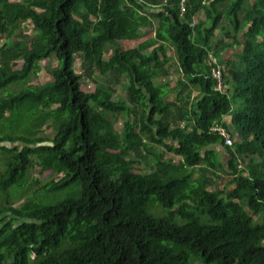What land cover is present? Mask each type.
I'll list each match as a JSON object with an SVG mask.
<instances>
[{
    "label": "trees",
    "instance_id": "1",
    "mask_svg": "<svg viewBox=\"0 0 264 264\" xmlns=\"http://www.w3.org/2000/svg\"><path fill=\"white\" fill-rule=\"evenodd\" d=\"M180 1L0 0V128L32 117L25 131L0 134V264H264V0H186L183 13ZM199 13L206 19L195 23ZM144 29L155 36L122 48ZM47 59L57 62L52 82L5 93ZM94 75V92H84ZM123 80L126 101H114ZM120 114L135 115L121 134ZM216 124L233 146L211 133ZM156 146L180 161L161 155L150 174L134 173ZM35 168L62 177L39 189ZM74 187L75 198L48 201ZM23 196L40 202L17 207ZM151 202L166 216H151Z\"/></svg>",
    "mask_w": 264,
    "mask_h": 264
},
{
    "label": "rangeland",
    "instance_id": "2",
    "mask_svg": "<svg viewBox=\"0 0 264 264\" xmlns=\"http://www.w3.org/2000/svg\"><path fill=\"white\" fill-rule=\"evenodd\" d=\"M10 1L12 3H19L22 0H10ZM255 1L257 2V0H255ZM195 18H196L195 23H199L200 21H204L206 19V16L204 13H200L198 16H195ZM230 20H231L230 18L224 19V23L222 24V26H226V29L228 31H233L234 27L231 26ZM151 31H152L151 33H149L145 36L141 33L143 35V37H141L140 40L138 39L136 41H134V40L123 41L122 45H121L122 48L124 50L132 49V48H134V45H136V44H138L144 40H147L151 37H154V31L153 30H151ZM146 32H149V31H146ZM26 34L28 36L35 35L36 32L34 30V27L28 26V30L26 31ZM222 37H226V34H224V32H221L218 34L216 33V35L214 36V39H213L214 44L218 39H220ZM24 40H27V38H25ZM113 48L114 47L112 45H108L107 49L105 50V56L104 57L106 60H109L111 58ZM237 50H238V52L240 51L239 49H237ZM168 55L172 58V62L174 64V66H177L178 58H177L175 50L173 49V47L171 45L168 47ZM80 62H81V58L77 55L76 60H75V70L77 73H81V74L83 73L84 74V70L81 68ZM41 66H42L43 70L38 75L33 77L32 80L19 81V82L13 83L10 86V88H8L7 92H5V93L17 94V93H20L21 90H23L27 86L44 85L45 83L52 82L54 80V77L51 74L50 70L57 66L56 60L55 59H52V60L47 59V60L41 62ZM14 67L16 69H21L22 61H18ZM170 69H173V67H170ZM3 72H4V70L0 67V75ZM98 78L99 77L96 75H94L93 79H91V78L88 79L87 77H85L82 81V89L84 90V92H94L95 81ZM125 84H127V80H123L122 84L117 87V92L115 93V95L113 97L114 101H126L125 92H124V85ZM5 93H4V95H5ZM169 97H170L169 99L172 100V98H174V94L172 96H169ZM132 114H134V113H132ZM34 116H36V114H34ZM133 119H135V115L132 116L130 114H125V115L120 114L117 117V123L115 125V129H116L117 133L121 134L123 132V130H124L123 125H124L125 121L133 120ZM31 120H32V117L28 116L25 120H14V122L12 124L11 123H4V126L2 128H0V134L21 133V132L26 130V128H27L29 122H31ZM45 133H46V136L49 138H53L54 134H55V132L52 128L46 129ZM163 150H164L163 147L156 146L155 149L153 150L155 154L152 157H150V159H151L150 162L148 161V159L141 160V162H139L135 165V169L133 170V172L134 173L150 174L151 171H153L151 166L155 167L156 162L158 160H160L161 152H164ZM131 156L133 158H135L133 153L131 154ZM3 169H4V165L0 163V170H3ZM61 177H62V175H56L52 171H43L41 168H35L33 170V181L39 180L41 182L39 189H41V187L44 184H46L52 180L58 181ZM14 191H17V190L14 189ZM76 193H77V189H76V187H74V189H72L68 193H66L62 196L55 197V198H50L48 201L51 204H54L58 201L64 200L67 196H71V197L75 198ZM15 202L17 203L16 204L17 207H20V206H25V205L37 204L40 202V199L38 198V196H37V198H36V196H31V197L23 196V197H20ZM149 209H150L149 214L151 216H154L155 218H162V217L166 216V212L160 207V205H158L154 202L150 203ZM175 224L177 226H182L184 223L181 220L176 219ZM193 264H205V263L201 259L197 258Z\"/></svg>",
    "mask_w": 264,
    "mask_h": 264
},
{
    "label": "crops",
    "instance_id": "3",
    "mask_svg": "<svg viewBox=\"0 0 264 264\" xmlns=\"http://www.w3.org/2000/svg\"><path fill=\"white\" fill-rule=\"evenodd\" d=\"M255 1V0H254ZM181 2V1H180ZM181 11V10H180ZM200 14V13H199ZM199 14H197L196 16H198ZM195 17H194V22H195ZM152 29H144L143 31H142V34L145 36V35H147V34H149V33H151L152 31H151ZM146 31H149V32H146ZM141 34V36L143 37V35ZM154 36H155V33H154ZM151 38H153V37H151ZM151 38H149V39H151ZM149 39H147V40H149ZM140 40V39H139ZM127 41H129V40H127ZM132 41V40H131ZM134 41H136V40H134ZM144 41H146V40H144ZM144 41H142V42H144ZM230 41V40H229ZM142 42H140V43H142ZM140 43H138V44H140ZM138 44H136V45H134V47H136ZM151 50V49H150ZM149 51V50H148ZM167 53H168V50H167ZM233 51H230V50H227L226 52H224L223 53V56H224V58H226V60H229L230 59V61H229V63H230V67H235V61L234 60H236V58H233L232 56H233ZM169 56V55H168ZM236 56V55H235ZM234 56V57H235ZM170 57V56H169ZM171 58V57H170ZM227 58H229V59H227ZM172 59V58H171ZM237 61V60H236ZM170 67H173V69H170ZM167 68L169 69V76L166 78V80L165 81H169V82H171V85H170V88H174L175 86H176V84H177V82H178V80L180 79V77H181V75H180V73H179V69H178V67L177 66H174V64H173V62L171 61L168 65H167ZM196 96V93L194 92L193 93V96L192 97H195ZM170 98V97H169ZM171 100V99H170ZM224 121H226L229 125H231L232 126V128H233V125H232V122H233V115H228V116H226V117H224ZM155 149V148H154ZM217 149H218V151H219V154H220V156H221V158H222V160L223 161H227V156H226V149H224V148H222V147H217ZM164 152H161V154L160 155H164L165 156V160L166 161H168V160H174V163H178L179 161H180V158L179 157H176V156H174L173 154H171V153H169V152H165V150H163ZM155 153H150L149 155L152 157L153 155H154ZM154 158V157H153ZM150 160L151 159H148V161L150 162ZM151 168L153 169L154 167H152L151 166ZM152 172V171H151ZM197 172V171H196ZM223 176H224V174H222ZM216 189H217V187H216Z\"/></svg>",
    "mask_w": 264,
    "mask_h": 264
},
{
    "label": "built area",
    "instance_id": "4",
    "mask_svg": "<svg viewBox=\"0 0 264 264\" xmlns=\"http://www.w3.org/2000/svg\"><path fill=\"white\" fill-rule=\"evenodd\" d=\"M185 3H186V0H181V2H180L181 13L184 12ZM207 60H210V62H212L216 65V67L213 69V75L218 81L217 89L219 90V92H223L224 81H223V77H222L223 76L222 66L218 63L217 58L214 57L212 54H210L208 56ZM210 131H211V133L219 134L222 138H224V140H226V143L228 146L234 145V137H232V135H231L232 133H230L231 131H229V129L227 127L216 124L210 129Z\"/></svg>",
    "mask_w": 264,
    "mask_h": 264
}]
</instances>
